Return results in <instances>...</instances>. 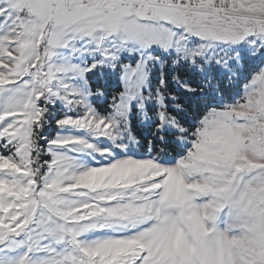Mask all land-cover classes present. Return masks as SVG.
<instances>
[{"label": "snow or ice", "instance_id": "obj_1", "mask_svg": "<svg viewBox=\"0 0 264 264\" xmlns=\"http://www.w3.org/2000/svg\"><path fill=\"white\" fill-rule=\"evenodd\" d=\"M0 264H264V0H0Z\"/></svg>", "mask_w": 264, "mask_h": 264}]
</instances>
